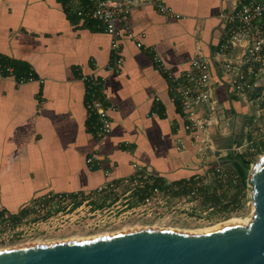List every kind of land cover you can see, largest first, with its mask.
I'll return each instance as SVG.
<instances>
[{
	"label": "crops",
	"instance_id": "0c3cea01",
	"mask_svg": "<svg viewBox=\"0 0 264 264\" xmlns=\"http://www.w3.org/2000/svg\"><path fill=\"white\" fill-rule=\"evenodd\" d=\"M65 1L0 0V56L26 63L37 76L17 83L0 71V212L49 191L96 193L132 176L134 165L172 190L194 181L207 199L232 186L222 184L217 158L226 172L228 146L252 113L225 84L215 85L232 120L226 131L220 114L209 126L216 146L210 151L185 129L171 88L197 51L216 48L227 0H159L179 17L152 4L135 7L116 22L115 48L110 34L69 12ZM88 74L102 83L109 106L112 128L104 136L88 127Z\"/></svg>",
	"mask_w": 264,
	"mask_h": 264
},
{
	"label": "built area",
	"instance_id": "2783aa9c",
	"mask_svg": "<svg viewBox=\"0 0 264 264\" xmlns=\"http://www.w3.org/2000/svg\"><path fill=\"white\" fill-rule=\"evenodd\" d=\"M149 4L167 16H180L159 0L65 1V7L69 12L75 14L83 22L92 23L97 30L110 34L112 36L111 46L114 48L117 46L116 38L118 36L116 22L133 8ZM219 19L223 28L216 48L207 54L197 51L192 57L189 67L173 80L171 87L174 98L183 111L185 129L204 149L210 151H214L216 146L210 136L209 126L218 125L220 121L218 115L220 114L224 120L222 131H226L229 120H232L229 114H225L230 112L222 107L214 92L215 85L225 84L228 92L247 107V113H252L255 118H260L261 114H264V0H227L226 7L219 14ZM137 45L140 46V43ZM156 61L159 60L156 58ZM7 71L9 75H13L11 67H8ZM213 75H216L217 81L213 80ZM15 79L17 83H24L36 80V77L30 72L27 75L15 77ZM82 80L89 84L90 89V97L86 105L88 115H96L98 135H107L111 132L112 121L102 83L93 74L83 75ZM259 126L261 128L255 132L260 134V141H255L254 145L256 147L260 145V148H264V123L259 124ZM247 143V140L242 141L243 145ZM233 149H235V143H232L227 151L232 153ZM218 158L216 172L222 184H230L231 182V184L237 185V175L230 177L224 172L220 165L222 161H219ZM87 162H92V157H89ZM134 166L136 172L132 176L105 182L96 189V193L90 192L81 195L49 191L33 198L29 208L34 213L41 211V207L56 208L61 214L76 201H81L77 210H83L80 211V214L84 216V218H80L82 221L86 219L85 215L88 214V207L85 206H88L87 203L91 198L100 196V192L113 193L117 191L119 186L125 187L124 195L136 196L145 190V197L142 199V203L137 202L136 209L152 210L157 205H163L170 194L169 185H155V177L150 170L137 165ZM247 186L249 185L247 184ZM186 187L188 193L182 198L181 203L187 208L190 204L202 199L203 194L194 181L186 182L180 188L176 187L175 189ZM29 213L32 214L30 211ZM97 213L95 216L100 215L99 211ZM75 219L70 217V221ZM20 222L25 223L27 220ZM13 223L9 217L1 215L0 235L5 236L4 234L15 232L22 225L17 226V223Z\"/></svg>",
	"mask_w": 264,
	"mask_h": 264
},
{
	"label": "water",
	"instance_id": "95a60500",
	"mask_svg": "<svg viewBox=\"0 0 264 264\" xmlns=\"http://www.w3.org/2000/svg\"><path fill=\"white\" fill-rule=\"evenodd\" d=\"M254 211L245 226L210 233L134 229L111 236L0 251V264H264V152L247 182Z\"/></svg>",
	"mask_w": 264,
	"mask_h": 264
},
{
	"label": "rangeland",
	"instance_id": "374dc122",
	"mask_svg": "<svg viewBox=\"0 0 264 264\" xmlns=\"http://www.w3.org/2000/svg\"><path fill=\"white\" fill-rule=\"evenodd\" d=\"M263 123L264 114H261L260 118H255L253 114H251L249 119L245 121V126L239 127L238 134L232 142L235 143V149H233L232 153L227 151V153H229H226L227 155L225 157H227L229 154H232L233 156L241 154L244 160L250 162L251 168V165L264 152V148H260V145L259 147L254 145L255 141H260V134L256 133L255 131L260 129L261 126H259V124ZM241 124L243 123H240V125ZM243 140H247L248 143L252 141V143L243 145ZM223 167L227 173L236 175L235 169L230 161H224ZM249 171L250 169L248 172ZM238 184L239 183H237V185ZM237 185L233 184L232 186H229L227 189H225L222 193H216L219 203L212 200L210 197L207 199L203 195L202 199L198 200L196 203L190 204L186 208L181 203L182 199L180 200L178 198H172V196H168L163 205L155 206L153 208L154 210L148 209L147 215L138 214V216H132V214L130 215L124 213L118 216L117 210H114L116 214H113L112 212H109L110 209H106L105 213H101V217L104 219L102 224L99 223L100 226H97L95 229H87V231H83L82 233H75V229L70 228L66 231H52V229L47 228V222L53 221L54 219H57L59 222H61V219L69 221L70 217L76 218V216L81 218L83 214H80V211L83 210H77L71 215L70 213H67L69 210H71L70 207L68 210L63 211V213L67 214L61 213L62 215H60L59 209H47L46 207H41V211L34 213L32 212V209L29 208L31 207L30 203L32 200L30 199L26 205L17 211L9 212L5 210L6 212H0V216L3 215L9 217L10 220L14 222L13 224L17 223V226L22 224L17 230H15V232L13 231L4 234L6 239L4 241H0V249L32 242H62L64 240H71V238L75 237L93 238L92 236L103 233L125 231L126 228L132 230L133 228L157 226L165 229L173 228L178 231H203L213 229L234 220L246 221L248 223L252 219L254 211V205L251 198L252 189L251 187L247 186L246 183L243 189L238 192ZM124 191L125 187L119 186L117 191H114L109 195H124ZM139 195L140 194L136 195L138 198L134 195L132 196V194L124 196H132L134 197L135 201L137 199L138 201L133 204L136 207L137 202L142 203V199L139 198ZM102 197L104 196H94L89 201H100ZM29 211L32 213L31 215ZM159 211H161V213L159 215H155V213ZM87 212L90 215H95L93 214L94 211L92 208L88 207ZM88 214L85 215L87 219L89 218ZM66 216H68V218H65ZM21 220H27V222H20ZM77 223H85V220Z\"/></svg>",
	"mask_w": 264,
	"mask_h": 264
},
{
	"label": "flooded vegetation",
	"instance_id": "af4514ba",
	"mask_svg": "<svg viewBox=\"0 0 264 264\" xmlns=\"http://www.w3.org/2000/svg\"><path fill=\"white\" fill-rule=\"evenodd\" d=\"M158 183H159L158 181H156V180L154 181L155 185L160 186V183L159 184ZM184 191H182V189L172 190L170 188L169 196L170 197L172 196V198L175 197V198H178L181 200L183 197H185L187 195V192L186 191L184 192ZM145 194H146L145 190L141 191L139 198L143 199L145 197ZM132 196H127V197H125L124 195L110 196L108 194V195H105L104 197H102L100 199V201H94V200H92L91 202L89 201L90 203L89 202L87 203L88 207L93 209L95 215H97L98 214L97 211H99V213H100L99 216L90 215L88 219L87 218L84 219L85 223H77V222H80L79 216H76V219L74 221H70V220L65 221V220L61 219V222H59V221H57V219H54L53 221L47 222V228L52 229V231H56V230L66 231L67 229L69 230V228H70V229H75L74 230L75 233H82L83 231H87V229H95L97 226H100V224H102V221L104 219L101 216L103 213H105L104 211L106 209H110L109 212H112L113 214H116V212L114 210H117L118 216L120 214H124V213L130 214V215L132 214V216H138V214L147 215L148 214L147 210L136 209L135 205H133V204L138 200L136 199V201H135L134 197H132ZM80 202L81 201H76L71 206V210H69V212H67V213H70L72 215L73 212H76L77 208L81 205ZM67 213H63V214H67ZM160 213H161V211L156 212L155 215H159ZM60 215H62V214H60ZM65 218H68V216H66ZM81 218H84V216H81ZM84 220H82V221H84ZM77 224H79V225H77ZM5 239H6V236L0 235V241H4Z\"/></svg>",
	"mask_w": 264,
	"mask_h": 264
},
{
	"label": "trees",
	"instance_id": "16d2710c",
	"mask_svg": "<svg viewBox=\"0 0 264 264\" xmlns=\"http://www.w3.org/2000/svg\"><path fill=\"white\" fill-rule=\"evenodd\" d=\"M85 23L89 24V25H92V23H90V22H85ZM8 67L12 68L13 75L16 78H18L20 76H23V75H27L30 72L35 77H37L36 74L34 73V71L26 63L21 62V61H16V60H13V59H8V58L0 56V71L3 74L7 75L8 74L7 68ZM89 116L90 117H89L88 122H87L88 123V127H90V128L93 127V129L97 133V127H98V125H97V117L94 114L93 115H89ZM226 161H230L232 163L234 169H235L236 175H237V177L239 179V182H238L239 184L237 185V190H238V192H240L241 189H243V187L246 185L247 172L250 169V162L244 160V158H243V156L241 154L240 155H236V156H233L232 154H229L226 157ZM182 191H184V190H182ZM211 198H212V200H214V201L219 203V199H218V197L216 195H212Z\"/></svg>",
	"mask_w": 264,
	"mask_h": 264
},
{
	"label": "bare ground",
	"instance_id": "6f19581e",
	"mask_svg": "<svg viewBox=\"0 0 264 264\" xmlns=\"http://www.w3.org/2000/svg\"><path fill=\"white\" fill-rule=\"evenodd\" d=\"M249 223V222H248ZM246 221H241V220H234V221H231L227 224H224V225H221V226H218V227H215L213 229H209V230H203V231H183V232H188V233H195V234H201V233H210V232H215V231H220V230H224V229H229L231 227H237V226H245L248 224ZM145 228H149V229H164V230H175V229H165V228H161V227H157V226H153V227H142V228H133L132 230L134 229H145ZM170 228V227H168ZM126 230L128 231H131L129 229H125V231H119V232H114V233H103V234H99V235H96V236H92L93 238H98V237H105V236H111L113 234H118V233H121V232H127ZM178 231V230H176ZM82 239H90V237H84V238H81V237H75V238H71V240H82ZM69 240V241H71ZM66 241V240H64ZM68 241V240H67ZM55 242H60V241H55ZM48 243H54L52 241L50 242H32V243H24V244H20V245H16V246H12V247H6V248H1V250H8V249H12V248H17V247H22V246H26V245H31V244H48Z\"/></svg>",
	"mask_w": 264,
	"mask_h": 264
}]
</instances>
